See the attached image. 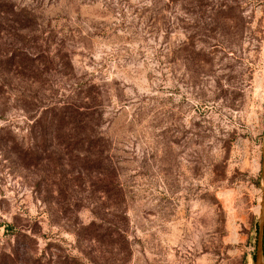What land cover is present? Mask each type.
I'll list each match as a JSON object with an SVG mask.
<instances>
[{
	"label": "rangeland",
	"instance_id": "rangeland-1",
	"mask_svg": "<svg viewBox=\"0 0 264 264\" xmlns=\"http://www.w3.org/2000/svg\"><path fill=\"white\" fill-rule=\"evenodd\" d=\"M264 0H0V264H253Z\"/></svg>",
	"mask_w": 264,
	"mask_h": 264
},
{
	"label": "water",
	"instance_id": "water-1",
	"mask_svg": "<svg viewBox=\"0 0 264 264\" xmlns=\"http://www.w3.org/2000/svg\"><path fill=\"white\" fill-rule=\"evenodd\" d=\"M261 168L260 191L261 197L256 221V246L253 264H264V130L261 136Z\"/></svg>",
	"mask_w": 264,
	"mask_h": 264
}]
</instances>
